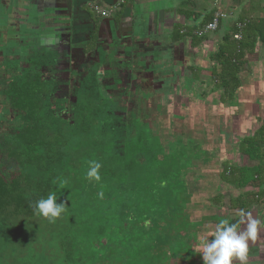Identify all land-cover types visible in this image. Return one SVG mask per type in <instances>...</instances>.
<instances>
[{
    "label": "trees",
    "instance_id": "trees-1",
    "mask_svg": "<svg viewBox=\"0 0 264 264\" xmlns=\"http://www.w3.org/2000/svg\"><path fill=\"white\" fill-rule=\"evenodd\" d=\"M214 13L208 12L192 29L175 27L173 41L205 40L207 34L195 31L210 23ZM237 33L241 39L234 37ZM90 38L94 44L98 41L94 32ZM257 43L264 47V18L250 21L242 15L209 56L223 103L237 96L247 55ZM5 69L8 73L13 68ZM40 70L35 64L5 74L7 82L0 89L5 128L0 131V264H201L194 243L199 229L216 217H205L201 203L194 201L206 189L198 185V177H191L205 162L200 158L205 153L188 144L199 142L197 132L190 130L188 139L177 135L173 145L136 111L132 126L123 128L110 115L114 97L107 103L100 89L92 100L84 96L70 108V121L60 120L46 104L57 81ZM238 151L259 164L235 166L225 160L219 177L241 190L231 196L229 208L249 212L264 197V189L247 190L260 186L264 123L254 134L239 136ZM91 160L102 164L99 183L86 178ZM50 193L57 203L67 202L55 223L29 207ZM223 196L210 200L223 204Z\"/></svg>",
    "mask_w": 264,
    "mask_h": 264
},
{
    "label": "crops",
    "instance_id": "crops-1",
    "mask_svg": "<svg viewBox=\"0 0 264 264\" xmlns=\"http://www.w3.org/2000/svg\"><path fill=\"white\" fill-rule=\"evenodd\" d=\"M120 2L0 0V71L10 65H23L20 57L30 53L42 54L45 63L52 61L51 65H55L62 53L70 60V54L76 51L83 55V59L100 52L103 61L109 60L108 65H195L194 84L199 82L201 87L208 83L201 76L205 59L210 62L207 61V69L211 72L213 63L209 56L218 49L225 34L221 38L214 35L224 27L230 32L233 26L230 22L226 24L224 19L218 31L207 33V38L196 44L189 37L180 42L173 41L175 27L192 29L213 9L226 13L227 19L230 16L234 18L233 23L242 15L250 21L264 18V0H126L123 7ZM96 7L111 13L102 15L97 13ZM93 32L98 38L96 44L90 41ZM247 59L240 76L241 87L233 100L223 103V90L216 86L214 89L220 99L214 112L219 117H225L218 122L229 123L228 133L239 128L242 131H236L239 136L254 134L264 123V47L257 43ZM210 80L214 81L212 72ZM257 83L260 88L254 89L252 94L251 91L250 95L243 91L245 84ZM200 93L205 94L204 88ZM246 94L254 96V99L248 100L244 97ZM195 97L199 99V96ZM241 156L237 146L236 161L229 162L235 166L259 164L245 156L239 160ZM259 184V187L251 185L247 190L264 189V170ZM249 212L264 222V197ZM258 236V239L264 240V230ZM249 247L248 262L264 264V241L261 244L258 241L250 243Z\"/></svg>",
    "mask_w": 264,
    "mask_h": 264
},
{
    "label": "rangeland",
    "instance_id": "rangeland-1",
    "mask_svg": "<svg viewBox=\"0 0 264 264\" xmlns=\"http://www.w3.org/2000/svg\"><path fill=\"white\" fill-rule=\"evenodd\" d=\"M230 17L226 18V24L230 22L233 26L232 21L235 19ZM227 30L226 27L221 28L216 34L214 33V36L221 38ZM60 56L58 62L51 65L52 61L45 63L42 54L30 53V55L20 57L23 65H10L8 68V70L13 68L8 73L15 75L20 69L35 68V64H37L41 72L57 81V84L46 95V98L48 97L46 104L49 107V112L56 115L58 119L70 121L72 118L70 108L75 107L76 104L79 105L84 96L89 95L92 100L94 97L91 96L100 89L102 96L105 95L104 100L107 103L108 97H114V111L110 115L118 118L122 122L123 128L132 126L131 116H133V111H136L138 114L148 117L155 132L159 136L162 134L163 137L168 138L173 145H177L174 144L177 135H186L185 139H188L187 135L190 130L194 129L197 132L198 137L195 141L199 140V142L191 145L189 141L188 144L191 148L196 149L198 154L205 153L204 156H200L205 162L201 161L202 164L200 162V166H197L198 173H195L194 176L191 174V177H198V185L202 186L203 190L206 189L195 196L194 201L201 203L205 217H216L199 229V236L196 238L194 246L202 255V241L205 237L209 240L212 238L210 234L215 230V226L219 222L218 218L229 220L238 217L237 212L231 210L228 205L231 196L241 193V190L221 182L219 177L223 168L222 162L225 160L236 161L235 155L239 141L236 131L239 132L240 129L228 133L229 123L218 122L219 119L222 120L225 117H219L217 112H214L217 109V104H220V99L214 90L216 83L209 82L211 81V72L207 69L210 63L208 59L205 60L209 63L205 61L204 72H201L202 78L208 83L199 87V82L194 84L196 77L193 68L195 65H108L109 60L104 59L105 61H103L100 52L85 59L78 51L70 54V60L63 53ZM4 69L1 70L2 72L0 71V89L7 82L4 75L8 73H5ZM258 69L257 74L259 73ZM257 74L255 76L259 77ZM203 88L205 94L202 95L200 91ZM259 88L258 83L245 84L243 91L250 95V91L252 94L254 89L258 90ZM247 94L244 97L249 98L248 100L254 99V96L249 97ZM195 95L199 96V99H196ZM258 97L257 95V99ZM75 98L76 102H74ZM232 125L234 123L230 124V128ZM4 129L0 120V131H5ZM242 157L244 156L239 157V160ZM194 168L196 167L194 166ZM220 193L224 195L223 204L210 200L211 197ZM258 238L260 237L258 236ZM257 241L261 244L264 240L258 239ZM259 246L258 244V249H260ZM198 263H203L201 256L198 258ZM233 264H239V261H234ZM248 264H259V262H248Z\"/></svg>",
    "mask_w": 264,
    "mask_h": 264
},
{
    "label": "clouds",
    "instance_id": "clouds-1",
    "mask_svg": "<svg viewBox=\"0 0 264 264\" xmlns=\"http://www.w3.org/2000/svg\"><path fill=\"white\" fill-rule=\"evenodd\" d=\"M101 167L102 164L98 161H89L86 178L99 183ZM65 183L67 182H62L61 187ZM98 196L102 199L103 191L99 192ZM66 205L67 202L57 203L55 193H50L47 198H42L29 207L33 208L35 215L47 219L49 223H55L66 211ZM236 215L239 219L235 223L222 219L210 234L212 238L203 239L201 248L203 264H233L234 261L248 264L250 243L257 241L258 234L264 230V222L243 209L237 210Z\"/></svg>",
    "mask_w": 264,
    "mask_h": 264
},
{
    "label": "built area",
    "instance_id": "built-area-1",
    "mask_svg": "<svg viewBox=\"0 0 264 264\" xmlns=\"http://www.w3.org/2000/svg\"><path fill=\"white\" fill-rule=\"evenodd\" d=\"M120 3H124V0H121ZM96 11L97 13H100L102 15H109L111 13V11H105V10H100L98 7H96ZM228 17V15L222 11H217L214 13L213 19L210 23H208L207 25H205L203 28H200L198 30H196V34L198 36H204L209 32H215L219 29L220 25L222 24L223 20L226 19ZM239 27H242L243 24L239 23L238 24ZM236 39H241V34L237 33L234 36Z\"/></svg>",
    "mask_w": 264,
    "mask_h": 264
}]
</instances>
